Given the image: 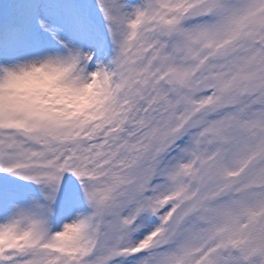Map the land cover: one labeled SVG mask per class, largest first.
I'll list each match as a JSON object with an SVG mask.
<instances>
[{"label":"snow or ice","instance_id":"1","mask_svg":"<svg viewBox=\"0 0 264 264\" xmlns=\"http://www.w3.org/2000/svg\"><path fill=\"white\" fill-rule=\"evenodd\" d=\"M0 264H264V0H0Z\"/></svg>","mask_w":264,"mask_h":264}]
</instances>
